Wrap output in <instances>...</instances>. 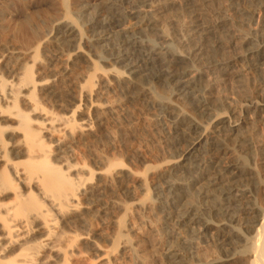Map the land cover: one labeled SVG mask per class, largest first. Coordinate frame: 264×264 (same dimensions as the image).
Returning a JSON list of instances; mask_svg holds the SVG:
<instances>
[{"label": "bare ground", "instance_id": "1", "mask_svg": "<svg viewBox=\"0 0 264 264\" xmlns=\"http://www.w3.org/2000/svg\"><path fill=\"white\" fill-rule=\"evenodd\" d=\"M199 1L196 2L199 3ZM237 1L239 0H229L233 4H237ZM249 1L256 5L257 10L264 8V3L260 0ZM136 2L141 4L139 7L143 9L127 13L124 10L119 11L120 8L118 10L116 7H112L111 3H102V1L101 4L96 2L99 5L95 6L96 3L84 0L76 2L74 6L72 4L70 8L67 0H61L60 16L50 20V28H46L45 32L38 33L37 26L34 31L31 29L34 27H30V25L31 40L29 45L21 46L22 48L18 45L19 48L7 49L5 47L6 49L0 51V264H84L83 247L92 246L98 250L96 244L99 240L111 242L112 248L110 251L101 253L98 256L99 259L96 258L99 261L98 264H118V258L115 256L117 251L124 254L130 253L129 256L131 255L135 259L136 264H148L149 259L150 264H225L231 260L228 258L207 260L195 255L196 261L191 262L184 258L181 250L174 247H171V250L169 248L164 258H161L163 256L154 252V243L148 238V234H154L156 229L145 219L146 215L156 211L165 214L167 219L171 220L169 221L176 231L186 228L194 231L195 233H193L196 235L209 236L213 233L217 236L218 246L225 243L227 233L230 234L232 231L236 233L234 237L238 236L237 239L245 244L242 252V256L246 260H243L244 264H264V207L256 204L249 190L250 185L255 187L253 184L258 185L259 181L254 169L250 165L248 166L246 160L243 159L247 154L252 158L253 155L258 154L257 157L260 158L259 154L263 152V149L261 143L258 144L260 141H256L257 139L241 136L242 129L247 124H252L254 127L259 125L262 129L264 128V93H261L264 88V79H260L263 88L259 89V94L248 101L250 117L247 115L241 117V114L239 115L231 108L233 112H229L228 115L225 113L211 115L213 112L212 101L206 97L208 76H212L215 81L219 77L233 75L234 62L236 61L243 62L249 72L256 74L261 72V69L264 68V24L258 29L252 28L253 13L246 23L241 21L233 23L239 31L245 24L251 25L248 34L245 35L236 33L237 29L233 30V26L229 24L230 21L223 15L218 19L219 21L214 20L217 24L214 23L208 27L209 25L206 23L208 26L204 28L201 24L205 25V21L198 24V20L195 19L197 22L196 25L192 24V28H195L194 32L199 33V36L202 33L208 37V32L220 29L219 33L222 32L229 38L227 42L224 41L225 43L221 40L218 41L217 50L210 43L211 40L209 42L212 48H210L211 53L218 51L219 47L221 50L230 49L233 53L229 60H219L217 56L216 60L213 58L212 61L207 60L206 63L201 61L203 60L201 58L195 62L191 56L192 53L180 52L179 47H176L179 43L177 40L175 41V37L174 40L170 39L169 34L167 35L163 27L162 29L160 27L161 24H164L159 19L161 13L172 8L173 3L169 0H137ZM191 6H194V3ZM71 9L75 11V16H77L75 18L79 19V21L77 19L78 23L70 16ZM195 11L197 10L192 13ZM202 12L203 10L200 13ZM140 13L145 19H148V23L145 22L150 24L148 27L157 28L158 38L164 44L160 45L162 47L157 45L158 48L154 46L153 49L151 48L152 50L150 48L147 50L146 46L141 44L143 43L141 39L140 43L133 34L128 36L125 28H122L127 20H135L136 17L138 19L137 15ZM225 13L223 12L224 15ZM7 16L9 15L5 11L0 12L2 20L7 19ZM182 22L179 20L178 24ZM23 29L25 30V28ZM41 30L45 29L40 28ZM187 31L193 33L191 30ZM186 35L184 36L186 37ZM12 36L14 37V35ZM179 36H181V32ZM182 36V39L185 38ZM15 37L17 38V36ZM191 37H187V41H193ZM197 37H195L196 41H198ZM226 37L224 38L226 39ZM158 38L156 39L158 40ZM215 40L214 42L217 41ZM185 42L183 44L186 45ZM51 45L57 50H55L56 54L46 56L45 59L40 58V54L46 55V49ZM224 51L220 53L224 54ZM91 53L96 55L97 60ZM210 56L214 55L210 54ZM17 61L19 62L16 65ZM100 63L108 64L110 68L106 69L105 65L102 66ZM159 64H162L164 69H157L158 66L162 67ZM177 65L184 66V68L180 70V68H176ZM140 79L146 82L145 86L148 85V82L151 84L166 83L168 86H172L174 91V94L171 95L172 98L156 91L153 92L154 90L151 91V89L141 88L142 92H139V95L147 107L150 109L156 107L161 110L159 112L162 114L160 113V115L158 112L156 115V123L165 128L171 127L173 132L171 134H174L171 147L175 150L177 146L181 145L180 153H177L173 160L163 162L158 167H147L149 169L141 174L135 173L137 170L133 172L119 162L112 163L109 156L107 157L108 154L103 150L98 152L96 149V151L90 149L91 152H88L87 157L92 163L91 166L85 165L86 161L84 164L79 163L77 159L80 155L76 158L77 153L74 152V147L77 144L98 142L101 141V137H104L111 146L114 138L106 128L107 121L112 119V123H119L118 110L121 102L119 99L131 103L137 97L140 98L138 95L134 97L136 93L134 88L143 83H139ZM208 82L210 81L208 80ZM137 88L138 94L140 90L139 87ZM191 91L196 93L195 97L190 96ZM112 96L115 98L113 99ZM174 99H185V102L190 101L191 105L200 106L199 108H202L200 111L204 114L206 112L210 116V125L202 124L186 111L178 103L179 101L176 102ZM213 104L215 105V103ZM216 105L218 104L216 103ZM223 105L226 106L224 103ZM154 116L153 118H155ZM111 122L109 123L111 124ZM259 126L256 128H260ZM117 127L122 141V137L127 136L124 131L125 126L122 128L117 125ZM49 137L52 138V141L49 140ZM168 137L170 138V134ZM230 137L236 140L241 154L239 159H234L235 162L227 165L219 158L221 154L223 156L228 154L229 149L227 150L226 143ZM104 138L103 140H105ZM168 141L170 142L169 139ZM107 147L105 148L107 149ZM97 148L99 149V147ZM200 149L204 150L206 158L199 159L200 156H196ZM135 156L140 157L139 154ZM114 159L116 160V158ZM130 168L132 169L131 166ZM177 173H186L187 181L180 182V179L177 181L176 178L175 180L174 177ZM201 182L203 187L200 186L198 195L203 199L209 196L213 197L215 201L213 202L216 205L214 208H203L195 205L196 203L193 205L182 203V199L188 193L186 190ZM215 186L217 194L213 193V189H211ZM259 188L261 187L259 186ZM107 193L118 194L120 198L123 197V200L129 199L130 203L127 202V205L124 204L126 201L119 202L116 197L118 202L110 205L106 199L111 209L119 214L116 216L117 214L113 213L115 215L113 217L110 213L112 218L109 217L111 219L107 225L113 233L103 236L102 232L93 233L92 226H96L98 223L92 224L88 217L90 214L88 211L94 201H98V198L105 194L108 195ZM191 200L193 201V199ZM99 206V210L108 209L105 205L102 209L101 204ZM107 211L104 212L106 215ZM210 216L216 221H210ZM103 219L106 221L107 218ZM103 219L100 220L103 221ZM133 220H139L144 224V228L146 225L148 228L146 233H139ZM239 221L242 223L243 233L246 234L244 237L237 234L235 225H232ZM98 222L101 223V221ZM66 228H72L75 231L66 230ZM228 229L230 231H227ZM78 230L81 233H78ZM128 235L137 238L136 243L138 244H132L131 239L127 238ZM186 243L184 241V245ZM146 250H149V256L144 252Z\"/></svg>", "mask_w": 264, "mask_h": 264}, {"label": "rangeland", "instance_id": "2", "mask_svg": "<svg viewBox=\"0 0 264 264\" xmlns=\"http://www.w3.org/2000/svg\"><path fill=\"white\" fill-rule=\"evenodd\" d=\"M10 1H13V0H1L0 3V12L3 10L5 11L9 16H7L6 18L7 19H1L0 18V51L2 49H9V48H12V47H17V48H22L21 46L25 47L27 45H29L30 43V35L31 34V31H30V27H34L31 28L32 30L35 31V28L37 26V32L38 33H42V32H45L48 28H50V24H51V21L52 19H55L57 17L60 16V8H61V0H14L13 2H10ZM18 1V2H17ZM52 1V2H51ZM80 1H84V0H67V4L69 6L70 4V8L73 4V6L76 4V2H80ZM87 1H92L93 4H95L96 2L101 4V1L102 3L103 2H106V3H111L110 5H112V7H116L118 10L120 8L119 11H125V12H131L132 11H139V10H142L143 8L142 7H139L140 5L136 2L137 0H87ZM135 1V2H134ZM173 3V7L170 8L169 10H166L163 12V14L161 13V17L158 15V17H160L159 19L161 20V22H163L164 24H161V29L163 27V30H165L164 32L168 35L169 34V38L174 40V37H175V41L177 40V43H179L177 45V43L175 42V45H177L176 47L178 48L179 47V51L182 52V53H192V58L195 60V62H198L197 60L198 59H203L201 61L205 62L208 60L212 61L211 59L215 58V60L217 59L216 57L218 56V59L219 60H229L231 58V56L233 55V53L230 51V49H222L219 47L218 48V51H215L214 53H211V44H213L214 48H216L215 50H217V46L218 45V41H222L223 43L227 42L229 40L228 36L226 34H222V32L219 33L218 30L220 29H217L215 30L214 32H208L209 36L207 37V35H202V33L200 34L199 36V33H195L194 32V29L195 28H192L193 25L192 24H195L196 25V20H198V24L202 23L203 21H205V25L204 23H202L201 25L204 27L208 26L210 27L211 25H213L214 23L217 22L218 19H220L223 16H225L226 19H228V21H230V25L233 26H230L233 30L237 29L236 33H241V34H248L249 32V29L251 27V25H247V26H243L242 28H240V31L238 30V28H236V24L238 21H241V22H244L246 23L249 19V17L251 16V14L253 13L254 15V21H253V26L252 28H260V27H263L264 25V8L261 9V10H257L256 8V5L254 4H251V1L249 0H239L237 1V4H233L231 2H229V0H169ZM199 1V3L197 2ZM202 1V2H201ZM210 1V2H209ZM218 1V2H217ZM249 1V2H247ZM262 3H264V0H260ZM5 2V3H4ZM70 2V3H69ZM114 2V3H113ZM175 2V3H174ZM181 2V3H180ZM206 2V3H205ZM216 2V3H215ZM220 2V3H219ZM59 3V4H58ZM95 4V6L99 5V4ZM113 3V4H112ZM180 3V4H179ZM188 3V4H186ZM194 3V6H191L193 5ZM7 4V5H6ZM15 4V5H14ZM186 4V5H184ZM190 4V5H189ZM195 4H198V5H195ZM208 4V5H207ZM52 5V6H51ZM115 5V6H113ZM189 7H186L188 6ZM206 5V6H205ZM210 5V6H209ZM264 5V4H263ZM54 6V8H53ZM181 6V7H180ZM185 9H184V7ZM202 6V7H200ZM51 7V8H50ZM59 7V8H58ZM192 7V8H191ZM193 7H199L198 9H195ZM211 7V8H210ZM41 8V9H40ZM56 8V9H55ZM95 8V7H94ZM93 8V9H94ZM122 8V9H121ZM142 8V9H141ZM181 8V9H180ZM2 9V10H1ZM176 9V10H175ZM190 9V10H188ZM207 9V10H206ZM222 9V10H221ZM72 11H70V16L74 19H76V22L78 23L79 19L78 18H75L77 16H75V11H73V9H71ZM171 10V11H170ZM194 10H197L195 11V13H192ZM203 10L202 13H200L201 11ZM219 10V11H218ZM170 11V12H169ZM175 11V12H174ZM185 11V13H184ZM190 11V13H189ZM35 12V14H34ZM57 12V13H56ZM172 12V13H171ZM174 12V13H173ZM223 12L225 13V15L223 14ZM25 13V14H24ZM74 13V14H73ZM165 13V14H164ZM176 13V14H175ZM181 13V15H179ZM183 13V14H182ZM201 15H200V14ZM213 13V14H212ZM31 14V15H30ZM141 14V13H140ZM136 14L138 16V19L135 18V20H127L125 22V26L122 27V28H125V32L128 33V36L132 35L134 36V38L140 42H143L141 44H144V46H146L147 50L150 48V50H152L154 48V46L157 47H162L164 44L162 42L161 39H159V35L157 33V28L156 27H148L150 26V24H146L145 22L148 23V19L145 17H143V15L141 14ZM197 14V15H196ZM203 14V15H202ZM206 14V15H205ZM55 15V16H54ZM57 15V16H56ZM78 15V14H77ZM167 15V17H165ZM228 15V17H226ZM26 16V17H24ZM29 16V17H28ZM53 16V17H52ZM140 16V17H139ZM172 16V17H171ZM194 16V17H192ZM198 16V17H197ZM219 16V17H218ZM142 17V19H141ZM165 21H164V19ZM186 17V19H185ZM193 19H192V18ZM217 17V18H216ZM9 18V19H8ZM15 18V19H14ZM26 18V19H25ZM41 18V20H40ZM49 18V19H48ZM51 18V19H50ZM190 18V19H189ZM198 18V19H197ZM32 19V20H31ZM78 19V21H77ZM168 19V21H167ZM177 19V20H176ZM184 19V20H183ZM191 21H189V20ZM196 19V20H195ZM200 19V20H199ZM230 19V20H229ZM8 20V22H7ZM12 20V21H11ZM28 20V21H27ZM38 20V21H36ZM140 20H142L140 22ZM179 20L180 24L179 23ZM195 20V21H194ZM207 20V22H206ZM216 22H215V21ZM6 23H5V22ZM10 21V22H9ZM17 21V22H16ZM36 21V24L34 23ZM173 21V22H171ZM211 21V22H210ZM219 21V20H218ZM233 21V22H232ZM4 22V23H3ZM16 22V23H15ZM28 22V24H27ZM142 24H140V23ZM191 22V23H190ZM18 23V24H17ZM45 23V25H44ZM47 23V24H46ZM174 25H172V24ZM208 23V25L206 24ZM232 23V24H231ZM234 23V24H233ZM11 27H10V25ZM20 24V25H19ZM24 24V25H23ZM27 24V25H25ZM146 24V25H145ZM183 24V25H181ZM192 26H191V25ZM217 24V23H216ZM256 24V25H255ZM258 24V25H257ZM23 27H22V26ZM31 25V26H30ZM44 25V26H42ZM178 25V26H177ZM187 25V26H186ZM263 25V26H261ZM15 26V27H14ZM19 26V27H18ZM30 26V27H29ZM46 26V27H45ZM169 26V27H168ZM182 26V27H181ZM250 26V27H249ZM18 29H17V28ZM38 27H39V30H38ZM145 27V28H144ZM165 27H167L168 29H164ZM229 27V26H228ZM6 28V29H5ZM11 28V29H10ZM13 28V29H12ZM21 28V29H20ZM25 28V30L23 29ZM29 28V29H28ZM40 28L42 29H45V30H41L40 31ZM47 28V29H46ZM141 30H140V29ZM144 28V29H143ZM172 28V29H170ZM177 28V29H176ZM183 28V29H182ZM188 28V29H187ZM235 28V29H234ZM10 29V31H9ZM15 29V30H14ZM153 29V30H152ZM4 30V31H3ZM8 30V31H7ZM14 30V31H13ZM23 32H22V31ZM145 30V31H144ZM170 30V31H169ZM179 30V31H177ZM181 30V31H180ZM187 30H191L193 31V33H189V31ZM3 31V32H2ZM7 31V32H6ZM12 31V33H11ZM28 31V32H27ZM139 33H136L138 32ZM169 31V32H168ZM177 33H176V32ZM190 31V32H191ZM221 31V30H220ZM245 31V32H244ZM143 32V33H142ZM181 32V36L182 37H185L184 35H186V39L185 38H181V36H179ZM207 32V31H206ZM7 33V34H6ZM157 33V34H156ZM172 33V34H170ZM189 33V34H188ZM195 33V34H194ZM220 35H223V36H220ZM5 34V35H4ZM28 34V35H27ZM135 34V35H134ZM141 34V35H140ZM149 34V35H148ZM177 34V35H176ZM213 34H215L213 36ZM14 35V37L12 36ZM26 35V36H25ZM140 35V36H139ZM155 35V36H154ZM156 35H158L156 37ZM189 35V36H188ZM192 35V37H191ZM195 35V36H194ZM201 35L203 36L201 38ZM227 37H226V36ZM6 38H5V37ZM17 36V38L15 37ZM132 36V37H133ZM147 36V37H146ZM150 36V37H148ZM171 36V37H170ZM176 36H177V39H176ZM199 36V37H197ZM207 39H206V37ZM221 39H220V37ZM9 37V38H8ZM13 37V38H12ZM23 37V38H22ZM145 37V38H144ZM158 38V40L156 38ZM180 37V38H179ZM187 37H191V39L193 41H187ZM195 37H197V40L195 39ZM210 37H212L216 42H214L213 39H211ZM219 37V38H218ZM226 37V39L224 38ZM11 38V39H10ZM138 38V39H137ZM201 38V39H200ZM218 38V39H217ZM225 40H224V39ZM15 39V40H13ZM141 39V40H140ZM154 39V40H152ZM178 39L180 40L178 42ZM185 39V40H184ZM195 39V40H194ZM223 39V40H222ZM228 39V40H227ZM22 40V41H21ZM161 40V41H160ZM182 40L187 41L185 42V44H183L184 42H181ZM203 40V41H202ZM205 40H207L205 42ZM212 40V41H211ZM29 41V42H28ZM159 41V42H157ZM196 44H195V42ZM211 41V42H210ZM225 41V42H224ZM2 42V43H1ZM9 42V43H8ZM14 42V43H13ZM154 42V43H152ZM199 42V43H198ZM202 42V43H201ZM211 44H210V43ZM9 45H8V44ZM11 43V44H10ZM13 43V44H12ZM17 43V44H16ZM148 43V44H147ZM159 43V44H158ZM161 43V44H160ZM193 43V44H192ZM209 43V44H207ZM3 46H2V45ZM6 44V45H5ZM15 44V45H14ZM21 44V45H19ZM146 44V45H145ZM19 47H18V46ZM150 45V46H149ZM162 45V46H160ZM192 47H190V46ZM195 47H194V46ZM200 45V46H198ZM8 46V47H7ZM186 46V47H184ZM212 46V47H213ZM6 47V48H5ZM153 47V48H152ZM155 47V48H156ZM157 47V48H158ZM205 47V48H204ZM152 48V49H151ZM189 48V49H188ZM190 48H193V49H190ZM199 48V49H198ZM211 48V49H210ZM182 49V50H181ZM55 47L53 45L49 46L47 49H46V52L45 54L46 55H41L40 58H47L48 56L50 55H55ZM188 50V51H187ZM208 50V51H206ZM226 50V51H224ZM50 51V52H49ZM53 51V53H52ZM57 51V50H56ZM191 51V52H190ZM200 51V52H199ZM206 51V53H205ZM224 51V54H221L222 52ZM228 51V52H227ZM2 52V51H1ZM219 52V53H218ZM221 52V53H220ZM227 52V53H226ZM1 54V53H0ZM93 54V53H91ZM210 54H213L214 56H210ZM216 54V55H215ZM232 54V55H231ZM196 55V57H195ZM221 55V56H220ZM230 55V56H229ZM47 56V57H46ZM94 56L93 58H95L97 60V57L96 55H92ZM201 56V57H200ZM209 56V57H208ZM228 56V57H227ZM198 57V58H197ZM211 57V58H210ZM220 57V58H219ZM224 58V59H223ZM226 58V59H225ZM19 61L16 62V65L18 64ZM100 65L104 66L102 63H100ZM107 65V66H106ZM104 67L106 69H109L110 68V65L108 66V64H106ZM160 66L162 67H157V69H164L163 65L162 64H159ZM245 64H243V62H240V61H236L234 62V67H233V75H230V76H223V77H219L217 78L215 81L213 80L212 76H208L209 79H206V88H207V93H206V97H208L209 99H211L212 101V107H213V112L211 113V115L214 113V115L216 114H223L225 113L226 115L229 114V112H236L238 113L239 115L241 114V117H245L247 115V117H250L251 113H250V109L248 108V101H250L252 98L256 97L260 90H261V87H262V79H264V68L261 69V72L259 73H254V72H249V70L246 69V66H244ZM109 67V68H108ZM176 68H180L183 69L184 66H178ZM263 71V72H262ZM263 76H261V75ZM260 76V77H259ZM237 77V78H236ZM241 78V79H240ZM262 78V79H261ZM243 79V81H242ZM261 79V80H260ZM208 80L210 82H208ZM241 81V82H240ZM245 81V82H244ZM143 82V83H142ZM148 82V81H147ZM239 82V83H238ZM139 83H142V84H138L137 87H139V90L138 91V94H137V90L138 88L135 87L134 88V92H136L134 94V97L137 95L140 97L139 95V92L141 93V89H151V91L153 92H159L161 94H164L166 96H169L171 97L172 94H174V91L172 89V86H168V84L166 83H152L151 82H148V85H146V82L143 81V80H139ZM150 83V84H149ZM242 83V84H241ZM163 84H165L163 86ZM214 84V85H213ZM154 85V86H153ZM156 86V87H155ZM163 87V88H162ZM211 87V89H210ZM214 87V88H213ZM247 87V88H246ZM141 88V89H140ZM160 88V90H159ZM165 88V89H164ZM263 88V87H262ZM169 89V90H168ZM218 89V90H217ZM222 89V90H221ZM260 89V90H259ZM217 90V91H216ZM169 91V92H168ZM221 91V92H220ZM133 92V91H132ZM166 92V93H165ZM171 92V93H170ZM173 92V93H172ZM192 92V91H191ZM190 92V96H196V93L193 91V95L192 93ZM223 92V93H222ZM237 92V93H236ZM241 92V93H240ZM219 96H218V94ZM261 93H264V88L263 90H261ZM209 94V95H208ZM214 94V95H213ZM224 94V95H223ZM216 96V98H215ZM223 96V97H222ZM240 96V97H238ZM113 99L115 98V96H112ZM250 97V98H249ZM172 98V97H171ZM176 98V97H175ZM221 98V99H220ZM223 98V99H222ZM225 98V100H224ZM242 98V99H241ZM112 99V100H113ZM138 99V100H137ZM137 99L135 100H132V104L130 102H127L126 100L124 101L123 99H119V102H120V108L118 110V116H119V123H112L110 119H108L107 121V126L106 128H108L107 130H109L110 134L113 136L114 140L113 142H111V146L110 144H108V141H106V139L104 137H101L100 140L101 141H95L93 143H90L89 142H83V143H79L77 144L75 147H74V152L77 153L76 154V158H79L77 159V161L79 163H82L84 164L85 162V165L89 164V166L92 165L91 161L89 160V158L87 157L88 156V152H91L92 151H102L105 152L107 155V157L109 158V160L112 162V163H121V165L123 164L124 167L130 169V170H133V172L135 170V173H138V174H141L143 173L145 170L149 169L150 167L152 168H155V167H158L160 166L161 164H163V162H167L169 160H173V157L176 156L177 153H180L181 151V145L180 146H177V149L175 148H172L171 147V144H172V139L174 138V134H171L173 133L172 130H171V127L168 128V127H163L162 125L161 126H158L160 124L156 123L157 120H156V115L159 111L161 110H158V108L156 109V107H154V110L153 108H149L147 107V104L145 103L144 100L137 97ZM217 99V100H215ZM142 100V101H141ZM176 102L179 101L178 103L181 104L186 111H188L189 113H191V115H193L195 118H197V120H199L202 124H205V126H208L210 125V116L208 115V113L205 112H201L202 108H199V107H196L194 105H191L190 101H186L185 102V99H174ZM215 100V101H213ZM124 101V102H123ZM126 102V103H125ZM136 104H135V103ZM183 102V103H182ZM115 103V102H114ZM116 103H118V101L116 100ZM138 103V104H137ZM144 103H145V107H144ZM215 103V105L213 104ZM216 103L218 105H216ZM223 103L227 106L224 107ZM243 103V104H242ZM245 103V104H244ZM184 104V105H183ZM223 105V108H221V106ZM129 106V107H126V106ZM131 105V106H130ZM133 105V106H132ZM196 105V104H195ZM214 105V106H213ZM219 105H221L219 107ZM230 107H229V106ZM244 105V106H243ZM189 106V107H188ZM142 107V108H141ZM147 107V108H146ZM132 108V109H131ZM227 110H226V109ZM233 109L231 111V109ZM124 109H126V111H124ZM130 109V110H129ZM143 109V110H142ZM217 109V110H216ZM132 110V111H131ZM141 110V111H140ZM201 110V111H200ZM216 110V111H215ZM230 110V111H229ZM241 110V111H239ZM151 111V112H150ZM238 111V112H237ZM130 112V113H129ZM140 112V113H139ZM155 113V116H154V113ZM240 112V113H239ZM134 113V114H133ZM138 113V114H137ZM146 113V114H145ZM153 113V114H152ZM161 112H159L160 114ZM196 113V114H195ZM204 115H203V114ZM129 114H133L131 117ZM145 114V115H144ZM162 114V113H161ZM160 114V115H161ZM198 114V115H197ZM126 115V116H125ZM129 115V116H128ZM138 115V116H137ZM197 115V116H196ZM249 115V116H248ZM134 116V117H133ZM141 116V117H140ZM153 116L155 118H153ZM151 117V118H149ZM126 118V119H125ZM128 118V119H127ZM153 118V119H152ZM200 118V119H199ZM209 118V119H208ZM123 119V120H122ZM147 119V120H145ZM125 120V121H124ZM133 120V121H132ZM135 120V122H134ZM154 120V121H153ZM113 121V120H112ZM111 122V124L109 123ZM131 122V123H130ZM139 122V123H138ZM109 123V124H108ZM125 123V124H123ZM114 127H113V125ZM122 124V125H120ZM148 124V125H147ZM116 125V126H115ZM117 125L119 127L122 126H125L124 127V131L126 133L127 136H123L122 137V141L120 139V136H119V128L117 127ZM132 125V126H131ZM153 125V126H152ZM155 126V127H154ZM246 126V125H245ZM243 127L242 129V137H250V138H253V140H256L258 142V144L260 145L261 143V148L263 149V152L264 153V131L262 129L261 126H259L260 128H256L257 126H253L252 124H247L246 127ZM253 126V127H252ZM117 127V128H116ZM145 129H144V128ZM152 127V128H151ZM114 130H113V129ZM116 128V129H115ZM127 128V129H126ZM168 130V131H166ZM245 128V129H244ZM135 129V130H134ZM163 129V130H162ZM247 129V130H246ZM261 130V131H260ZM128 134H127V132ZM133 134H136V135H133ZM144 131V132H143ZM149 133H148V132ZM157 131V132H156ZM161 131V132H160ZM166 131V132H165ZM136 132V133H135ZM140 132V133H139ZM145 132H147L145 134ZM169 132V133H168ZM114 133V134H113ZM161 133V135H160ZM167 133H168V136L170 134V138L167 136ZM131 134V135H130ZM138 134V136H137ZM155 134V135H154ZM118 135V136H117ZM143 135V137H142ZM173 135V136H172ZM134 136V137H133ZM136 136V138H135ZM172 136V137H171ZM255 136V137H254ZM138 137V138H137ZM165 137V138H164ZM103 138L105 140H103ZM255 138V139H254ZM51 139L52 141V138L49 137V140ZM127 139V140H126ZM129 139V140H128ZM138 139V140H137ZM168 139L170 140V142L168 141ZM48 140V138H47ZM48 140V141H49ZM135 140V141H134ZM103 141V142H102ZM131 141V142H130ZM138 141V142H137ZM130 142V143H129ZM169 142V143H168ZM102 143V144H101ZM105 145H104V144ZM129 143V144H128ZM139 143V144H138ZM141 143V144H140ZM166 143V144H165ZM232 143V144H231ZM236 143V140H234V138L232 139V137H230L228 140H227V143H226V147L227 150H228V154L226 155H222L220 156V160L224 163V164H229V163H232V162H235L234 159H239L240 158V148L237 147V143ZM124 144H127L126 146ZM143 144V145H142ZM145 144V145H144ZM157 144V145H156ZM170 144V145H169ZM234 144H235V147H234ZM263 144V145H262ZM79 145V146H78ZM94 145H98L97 147H99V149L94 146ZM169 145V146H168ZM101 146V147H100ZM107 147V149L105 147ZM233 146V147H232ZM90 147V148H89ZM110 147V148H109ZM150 147V148H149ZM232 147V148H231ZM79 150L77 151L76 150ZM80 148V149H79ZM103 148V149H102ZM138 148V149H136ZM149 148V150H148ZM86 149V150H85ZM91 149V150H90ZM96 149V150H95ZM131 149V150H130ZM106 150V151H105ZM151 150V151H150ZM171 150V151H170ZM174 150V151H173ZM108 151V152H107ZM136 151V154H139V158L137 156L134 155V152ZM138 151V152H137ZM87 152V153H86ZM110 152V154H109ZM112 152V153H111ZM124 152V153H123ZM126 152V153H125ZM130 152V154H129ZM149 152V153H148ZM200 152V153H199ZM198 153H196V156H200V158H206L207 156L205 155L204 153V150L202 151V149L199 150ZM82 153V155H81ZM132 153V154H131ZM145 153V154H144ZM159 153V154H158ZM259 154L260 158L257 157L258 154L256 156L253 155V158L254 160H251L253 159L251 155L247 154L245 155V157L243 159H245L246 161V164L250 167H252L256 173V175L258 176V185L262 188H259L258 185H254L255 187H252V185L249 186V190L251 191L250 192V195L252 196L253 200L256 202L257 205L259 206H262L264 207V154ZM86 154V155H85ZM123 154V155H122ZM129 154V155H128ZM237 154V155H236ZM114 155V157H113ZM142 155V156H141ZM143 155H144V158H143ZM262 155V156H261ZM124 156V157H123ZM86 157V158H85ZM123 157V158H122ZM133 157V158H132ZM136 157V158H135ZM164 159H163V158ZM169 157V158H168ZM224 157V158H223ZM256 157V158H255ZM85 160H84V159ZM113 158V159H112ZM116 158V160L114 159ZM129 158V159H128ZM142 158V159H141ZM154 158V159H153ZM167 158V159H166ZM248 158V159H247ZM251 158V159H250ZM83 159V160H82ZM132 159V160H131ZM163 159V161H162ZM261 159V160H260ZM146 162H145V161ZM81 161V162H80ZM88 161V162H87ZM144 161V162H143ZM157 163H156V162ZM90 162V163H89ZM129 162V163H128ZM137 162V163H136ZM130 166L132 167V169L130 168ZM134 166V167H133ZM143 166V167H142ZM155 166V167H154ZM149 167V168H147ZM134 168V169H133ZM140 171V172H139ZM180 173V172H179ZM177 173V177L175 176L174 179L176 178L177 181H179L180 179V182H184V181H187L186 179V173H181L179 174ZM209 174L211 175V172H209ZM179 175V176H178ZM175 179V180H176ZM189 181V180H188ZM203 187L202 186V182L197 184L196 186L192 187V188H189L186 190V193L185 194V197L182 199V203H184L185 205L186 204H194L196 203L195 205H199V206H202L203 208H214L216 205H215V201L213 200V197L209 196L208 198L206 197L205 199H203L202 197H200V195H198L199 193V190L201 189L200 188ZM198 189V191H197ZM213 189V193L217 194V187H213L211 188ZM216 189V190H215ZM197 193V194H196ZM252 193V194H251ZM108 194V193H107ZM111 195L113 194H108V195H104L100 198H98L99 200L98 201H94L91 205H90V210L88 211L90 214L88 215L89 217V220L92 222V224H96L98 223V225L96 224V226H92V230H93V233L95 232H102L103 233V236L105 235H112L113 231L110 230V228L108 227V223L110 222L109 219L112 218V215L113 213L118 216L119 213L115 212L114 210L111 209V203H114V202H124V204L127 202L130 203L129 199H122L123 197L121 196V198L119 197L118 194H114L112 197ZM104 197V198H103ZM106 197V198H105ZM116 197H118V201L116 199ZM109 198V199H108ZM202 200H201V199ZM105 199V200H103ZM106 199L108 202H106ZM113 199H116L115 201H113ZM193 199V201L191 200ZM195 199V200H194ZM102 200V201H101ZM111 200V201H110ZM122 200V201H121ZM191 200V202H190ZM105 201V202H104ZM214 201V202H213ZM96 202V203H95ZM122 202V203H123ZM198 202V203H197ZM105 203V204H104ZM101 204V209L103 207V205L107 206V210H99L100 208V205ZM95 205V207H94ZM128 205V204H127ZM98 208V209H97ZM110 208V209H109ZM99 210V211H98ZM113 212H112V211ZM107 211V215L106 212ZM110 211V212H109ZM103 213V214H102ZM110 213L112 215H110ZM95 214V215H94ZM99 215V216H97ZM102 215V217H101ZM104 215V216H103ZM110 215V216H108ZM113 215V217L115 216ZM209 215V214H208ZM108 216V217H106ZM107 218L106 221L103 219V218ZM111 217V218H109ZM147 222L151 223L150 225L154 227L156 229V232L151 235L148 234V238L151 240V242L153 241V246H154V252L157 253V255L159 256H163L161 258H164L167 250L170 248L171 250V247L173 248H178L179 250H181V253L183 254L184 258L187 260V261H196V258L194 257L196 255V257L198 256L199 258H202V259H207V260H211L212 258H221V260H225L226 258L228 259H231L230 261L226 262L225 264H244L245 263V258L242 256V252L244 251V247L245 244L238 240L237 237H234L236 235V233H232L229 232L227 233L226 235V241L223 245L221 246H218L219 243L217 241V236L214 235L213 233H211V235L209 234L208 235H196L194 234L191 230L189 229H186V228H182L183 230L181 231H176L174 226H172L171 224V220L169 221L167 219V216L163 213H159V211H156L154 213H150L149 215H146L145 216ZM94 219V220H93ZM100 219H103L100 220ZM96 220V221H95ZM209 220L210 221H216L215 218H212L211 216L209 217ZM98 221H101L98 222ZM105 221V222H104ZM109 221V222H108ZM135 221V222H134ZM139 221V220H138ZM137 220H133V222L135 223V226L138 230L139 233L143 234L146 233L147 231V226L145 225L146 228H144V224H142L140 221L138 222ZM96 222V223H95ZM107 222V223H106ZM105 223V224H104ZM137 223V224H136ZM101 224V225H100ZM103 224V225H102ZM140 224V225H139ZM241 222H237V223H234L232 224L233 226L235 225V231L237 232V234L239 235H242L243 237L246 236V234L243 233V227L241 226ZM106 226V227H105ZM97 227V229H96ZM69 228V227H68ZM66 228V230H70ZM94 228V229H93ZM107 228V229H105ZM101 229V230H100ZM105 229V230H104ZM75 231V229H72V231ZM144 230V231H143ZM240 230V231H239ZM242 230V231H241ZM110 231V232H109ZM191 231V232H190ZM227 231H230L229 229ZM78 233H81V231H77ZM106 232V233H105ZM101 233V234H102ZM235 234V235H234ZM129 236V235H128ZM252 236V235H251ZM132 237V238H130ZM129 240L131 239V243L132 244H135L137 245L138 243H136L137 238L135 239V237H133L132 235H130L129 237H127ZM133 239V241H132ZM154 239V240H153ZM157 239V240H156ZM216 240V241H215ZM155 241V242H154ZM184 241H185V245H184ZM98 244H96L98 250L92 246H84L83 247V256H82V259L84 261V264H98V259H99V255H101V253L103 252H106V251H110V249L112 248V244L111 242H107V241H103L102 240L99 242L97 241ZM111 244V245H110ZM157 246H156V245ZM183 244V245H182ZM156 246V248H155ZM86 248V249H85ZM146 249V248H145ZM149 251V250H148ZM148 251H144L146 253V255L148 254ZM144 253V254H145ZM130 254V253H129ZM128 253L124 254V253H120V252H116V258H118V261L119 263L118 264H136V261L133 257H131V255L129 256ZM123 255V256H122ZM126 255V256H125ZM129 257H128V256ZM149 256V254H148ZM232 256V258H231ZM98 257V259H96ZM224 258V259H223ZM149 259V258H148ZM121 260V261H120ZM133 260V261H132ZM150 260V259H149ZM147 261L148 264H150V261ZM245 260V261H243ZM57 263V262H56ZM53 264V263H52ZM60 264V263H59Z\"/></svg>", "mask_w": 264, "mask_h": 264}]
</instances>
